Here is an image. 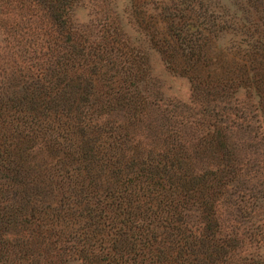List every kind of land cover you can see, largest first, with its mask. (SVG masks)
Listing matches in <instances>:
<instances>
[{"label":"rangeland","instance_id":"obj_1","mask_svg":"<svg viewBox=\"0 0 264 264\" xmlns=\"http://www.w3.org/2000/svg\"><path fill=\"white\" fill-rule=\"evenodd\" d=\"M262 49L264 0H0V96L24 92L38 97V92L48 97L58 84L55 77L59 81L52 90L59 94L62 110L43 126L54 127L47 138L60 140L63 155L38 154L35 140L45 134L31 127V139L20 142L30 165L43 163L62 181V175L75 181L76 167L79 179L86 177L77 154L98 134L89 131L81 141L75 133L82 119L73 111L79 97L89 94L84 115L88 120L95 109L108 106L111 116H97L95 122L115 121L108 140L118 144L126 159L152 156L162 165L165 156L177 176L220 171L207 197L216 217L207 238L213 246L208 254L219 258L215 264H264ZM95 147L99 153L97 143ZM87 157L89 177L102 193L106 172L99 171V160ZM59 177L53 176L55 184L46 189L52 196L44 201L52 207L71 195L72 186ZM3 198L10 200L12 193ZM73 200L77 198H70V207ZM81 203L65 225L66 235L85 231L90 217L85 218ZM33 225L10 229L1 264H16V257L18 264H95L72 255L66 239L50 243L60 228L46 231ZM161 232L155 231L150 246L159 256L174 259L182 245L189 259L196 256L194 239L177 244ZM144 252L149 257L148 249Z\"/></svg>","mask_w":264,"mask_h":264},{"label":"trees","instance_id":"obj_2","mask_svg":"<svg viewBox=\"0 0 264 264\" xmlns=\"http://www.w3.org/2000/svg\"><path fill=\"white\" fill-rule=\"evenodd\" d=\"M263 55L264 49L261 50L260 56ZM55 78L59 84L58 78ZM74 81L78 85L81 84L79 79ZM53 85L51 88L56 89L57 86ZM52 89L49 90L48 97L35 91L38 89H34L38 97L31 93L23 95L24 92L6 99L0 96V262H4L6 257L2 248L10 229L16 230L25 226L30 228L33 224H38V229L46 231L49 226L51 230L60 228L61 232L51 235L53 241L50 243L57 244L58 239L62 238L61 242L66 239V244L71 243L69 252L75 257L79 255L81 261L85 258L88 262L89 259L95 261V264H201L196 256H202V264H215L219 258L213 259L208 254V249L213 246L207 238L208 232L216 223V217L212 209L213 201L207 197L209 193L211 196L214 188L212 181L220 175V171L201 169L190 177L184 174L177 176L175 172L171 173L172 166L165 164V156L162 165L159 164L161 161L158 157L149 156L143 160L137 155H132L126 159L127 156L118 152V144L113 146L110 139L108 140L115 130V121L106 124L95 122L97 116L102 119L110 115L108 106L102 105L98 107L99 110L95 109L97 113L93 111L88 120V113L84 115L89 94L79 97L80 104H77V109L73 111L74 115L77 114L76 116L82 119L77 122L75 133L81 141L89 131L91 134H98L95 140L88 141L77 154L78 164H81L86 177L79 179L80 169L76 167V180L73 181L69 175H62V181L57 171H51L43 163L30 165L27 149H21L20 142L22 138L29 136L28 128L31 127H35L37 134H45V137H42L45 142L35 140L40 147L38 154L42 152L48 156L51 152L57 154L59 151L63 155L59 148L60 140L51 141L47 138L53 134L51 129L54 130V127L43 126L48 116L56 117L62 110V100L57 91L53 92ZM68 110L69 107L66 108V111ZM94 114L96 117H92ZM85 117L86 122L83 120ZM95 142L100 148L99 153L95 152L96 147L93 148ZM94 154H99L100 158ZM87 155L90 159L95 158L97 162L99 160V171L102 174L106 172L108 185L102 193L96 189L95 181L89 177L92 172L88 170L90 164ZM71 156L74 157L72 153ZM53 176L59 177L60 183L68 184L72 189L71 195L68 196V192L61 202L52 207L45 203L44 199L52 196L46 189H51L55 184ZM41 190L46 192H40ZM8 192L12 193L10 200L3 198ZM71 197L77 198L72 202L74 207L79 204L82 206L81 201H84L85 218L90 217L85 223V231L77 237L65 233L69 229V226L65 225L75 210L69 206ZM78 198H81L80 201ZM91 202L94 208L89 207ZM194 221L197 222L196 225H192ZM154 230H162L164 237L172 238L177 244L180 241L185 243L191 237L199 247L196 256L192 254L193 259H189L185 255L184 245L177 252L178 257L174 259L159 256V252L155 253L153 248H150L151 242L157 237ZM79 239H82V242H72ZM146 249L149 251V257H144ZM212 252L215 256L220 254V250ZM15 260L18 264L20 257Z\"/></svg>","mask_w":264,"mask_h":264}]
</instances>
